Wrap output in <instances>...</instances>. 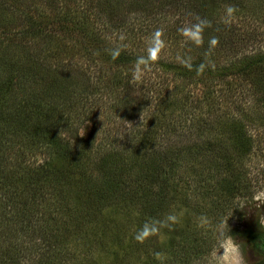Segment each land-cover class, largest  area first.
Instances as JSON below:
<instances>
[{
  "label": "trees",
  "instance_id": "obj_1",
  "mask_svg": "<svg viewBox=\"0 0 264 264\" xmlns=\"http://www.w3.org/2000/svg\"><path fill=\"white\" fill-rule=\"evenodd\" d=\"M81 1L98 10L101 16L119 14L117 1ZM131 7L134 8L132 2L125 7L129 10L123 15L127 21L131 20L128 16L135 13V8L131 10ZM112 19L107 21L112 27L125 23L119 20V24L113 23ZM102 54L100 60L107 65L99 72L114 69L113 76L94 81L88 78L83 82L78 72L63 73L58 64H51L47 69L41 64L28 68L22 75L9 71L11 78L2 81L3 88L6 87L3 91L0 82V264H20L19 251H24V243L30 246L49 242L50 251H70L75 240L68 221L73 218L82 224V220L91 216V222L83 225L86 229L77 232L78 240L90 239L88 247L81 251L97 250L105 237L109 247L102 250L112 249V245L114 248L102 251V255L117 262L126 260L135 247L141 245L142 251L150 250L146 246L148 235L136 238L146 228L169 234L172 248L176 242L174 234L164 225L159 227L168 206L184 208L186 214H190L194 195L199 199L196 204L210 211L212 208L213 213L218 212L222 218L236 191L237 196L246 201L240 209L238 225L230 229L227 236L245 251L253 252L254 264H264V228L260 222L263 212L254 201L253 189L242 170V158L251 152L254 143L247 135L245 124H230L227 116L228 96L238 88H250V84L261 94L257 103H248L249 107L264 112V53L224 68L211 57L203 56L175 67L160 64V68L173 71V78L185 77L207 88L209 80L216 83L217 78H221L228 90L216 96L212 90H205L198 105L191 109H186L184 103L174 97L150 103L149 113L154 124L146 135L140 137L144 133L141 132L137 136V142L130 141L126 149L119 146L116 138L94 147L92 138L100 129L97 117L117 109L122 100L125 103L134 88L133 82L124 80L116 68H133L137 64L122 53L115 59L111 52L103 50ZM10 56L8 51L6 59ZM14 73L19 82H12ZM34 73L45 83L42 92L34 91ZM231 78L236 80V85L228 82ZM16 83L19 91L6 99ZM173 87H178V83ZM139 95V104L129 115L136 112L140 115L149 103L143 93ZM241 106L236 109H242ZM146 111L148 114V109ZM208 117L210 123H207ZM84 122L91 123L92 130L88 134L80 133ZM157 133L166 135V141H156ZM178 134L180 139L186 137V140L173 144L171 137ZM95 148L102 151L95 153ZM229 149L237 151L238 162L230 159ZM122 218L126 220L124 224ZM110 220L121 224L117 231L108 232L106 227L110 226ZM82 232L85 234L81 235ZM118 232L119 239H115ZM185 232L187 239L191 232L188 229ZM20 233L25 235L21 244H9L11 241L6 235L19 240ZM195 239V243L192 242L195 251L207 246ZM182 245L175 251H182ZM99 253L101 255V251Z\"/></svg>",
  "mask_w": 264,
  "mask_h": 264
},
{
  "label": "rangeland",
  "instance_id": "obj_2",
  "mask_svg": "<svg viewBox=\"0 0 264 264\" xmlns=\"http://www.w3.org/2000/svg\"><path fill=\"white\" fill-rule=\"evenodd\" d=\"M113 1L120 4L117 9L119 14L113 16L115 18L109 15L101 16L98 10H94L87 2L81 0H0L2 91L6 89L3 88L2 81L10 77L9 71H18L22 75L29 70L28 68H36L41 64L46 69L51 64H58L63 73L78 72V75H81L79 79L83 82H87L88 78L94 81L96 78L113 76L114 69H106L110 70L106 73L99 72L107 65L100 60L104 56L101 55L103 50L111 52L118 48L119 53L139 65L138 67L133 65V68L131 66L116 68L124 80L133 82L134 88L125 103L122 100L121 106L116 107L117 109L97 117L100 129L99 132H94L95 137L92 138L94 147L102 141L105 143L114 138L123 149L130 146V141L137 142V136L141 132L144 133L140 137L146 135L151 124H154L151 122L149 106L150 103L155 104L157 99L159 102H165L174 97L184 103L186 109H191L198 105L205 90H212L216 96L227 88L226 82L221 78H217L216 83L209 80L208 88L200 82H189L185 77L175 79L171 76L173 71L170 68L165 70L160 68V64L166 63L175 67L203 56L207 59L211 57L214 63L216 61L224 68L231 63L238 64L244 59L264 53V0ZM128 1L132 2L136 9L130 8L134 9L135 13L128 16L131 18L129 21L126 20L127 17L123 18L129 11L125 8L129 4ZM109 18H113L111 20L113 23H117L118 20L125 23L124 25L117 23L118 27H112L111 23H107ZM201 21L208 23L198 34L184 35L180 31L181 28L193 27ZM157 30H160L158 36ZM213 39L216 40L215 44L211 43ZM91 44H94L93 47ZM8 51L12 56L6 59ZM141 59L147 62L138 63ZM12 77L13 83L19 82L16 73ZM33 77L36 79L34 91L37 92L39 89L42 92L45 83L41 82V78L35 73ZM79 79L76 78L78 82ZM232 80L231 78L228 82L236 85V80L231 82ZM175 83H178V87H173ZM30 84L32 85L31 82ZM250 85V88H238L235 93L228 96L227 116L230 124L236 122L245 124L247 135L254 143L251 152L242 158V170L253 189L254 201L262 208L260 222L264 228V112L249 107L248 103H257V98L261 94L254 84ZM16 91H19L17 83L8 91L6 99ZM140 93L144 94L142 96L149 103L140 115L137 112L129 115V111L138 106ZM240 106L242 109H236ZM222 107L221 105L220 108ZM102 120L108 121L107 124ZM207 123H210L209 117ZM91 130V123L84 122L80 133L88 134ZM179 136L180 134L172 135L173 144H177L179 140L183 142L186 140V137L180 139ZM190 139L192 140V137ZM155 140L165 142L166 135L157 133ZM100 151L102 150L98 148L93 149L95 153ZM229 155L230 159L237 162L240 160L234 149H229ZM237 194L238 191L233 194L235 196L232 198V204L222 218H219L218 212L213 213L215 210L212 208L210 211L196 204L199 199L194 195L191 199L193 205L190 207V214H186L184 208L168 206L167 212L160 219L159 227L164 225L168 232L174 234L176 242L174 241L172 248L169 234L167 236L165 232L161 234L150 230L147 234L149 240L146 241V246H149L150 250L142 251L139 248L141 245L135 247L126 260L124 258L117 262L102 255V251L109 252L114 248L111 244L112 249L102 250L109 247L105 237L100 240L99 243L103 245L97 250L81 251L88 247L90 239L86 242L83 238L78 240L77 232L86 229L83 225L91 222V216L82 220V224L73 218L68 221L67 226L73 231L72 239L75 240L70 246V251H50L49 242L43 244L38 242L37 245L31 243L30 246L24 243V251H19L20 264H143V261L147 264H233L232 258L237 250L242 253L245 264H254L256 257L253 252L245 251L227 236L228 231L238 225L240 209L246 201ZM170 216H175V219H169ZM121 221L123 224L126 222L123 218ZM108 223H110V226L106 227L108 232L117 231L121 225L118 221L110 220ZM221 223L224 226L222 231L227 233L223 238L221 230L217 228ZM187 229L191 233L186 239ZM21 234L18 236L19 240L6 235L7 240L11 241L9 244L17 242L21 244V240L24 239L22 236H25ZM119 234V232L115 234V239H119ZM195 238L207 246L195 251L192 249ZM181 244H184L183 250L175 251Z\"/></svg>",
  "mask_w": 264,
  "mask_h": 264
},
{
  "label": "clouds",
  "instance_id": "obj_3",
  "mask_svg": "<svg viewBox=\"0 0 264 264\" xmlns=\"http://www.w3.org/2000/svg\"><path fill=\"white\" fill-rule=\"evenodd\" d=\"M233 9H229V11H232ZM208 22L207 21H201L200 23L194 25L193 27H185V28H181L180 31L184 34V35H190V34H193V33H199V31L202 29L203 26H205ZM156 35H160V30H157L156 32ZM212 44H215L216 43V40L213 39L211 41ZM119 54V49H113L111 51V55L113 57V59L116 58V56ZM147 61L146 60H143L141 59L140 61H138V63H146ZM201 67H203V65H201ZM169 219L171 220H174L175 219V216H170ZM223 223L221 224H218L217 225V228L219 230H221V238H223V236L227 235V233L223 232ZM148 231L149 229H144L142 233L138 234L137 235V239H141L143 235H147L148 234ZM233 264H245V260H244V257L242 255L241 252H239V250H237L236 254L233 256Z\"/></svg>",
  "mask_w": 264,
  "mask_h": 264
}]
</instances>
